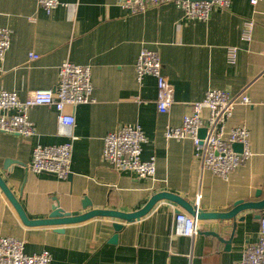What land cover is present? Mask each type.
Returning <instances> with one entry per match:
<instances>
[{"label":"crops","instance_id":"0c3cea01","mask_svg":"<svg viewBox=\"0 0 264 264\" xmlns=\"http://www.w3.org/2000/svg\"><path fill=\"white\" fill-rule=\"evenodd\" d=\"M59 2L47 13L38 0H0V26L10 30L0 90L23 99L33 89H52L64 61L91 70L92 99L66 109L74 116L71 136L60 132L58 113L48 105L29 108L31 136L0 131V175L28 218L46 217L55 204L79 213L93 208L133 212L160 191L206 211H227L236 200L264 198V0L255 5L230 0L228 7H212L206 19L186 17L174 2L138 12L124 8L122 0ZM246 20L253 24L249 39L242 37ZM142 48L160 56L173 97L167 113L156 108L155 77L136 80L134 66ZM244 88L251 103L235 105L226 128L246 125L252 156L227 179L202 170L190 139L164 137L165 128L180 125L191 104L208 90L232 96ZM207 113L202 112L203 121ZM127 124L142 129V159L155 156L154 178L118 172L104 161V137ZM64 142L72 146L67 179L29 169L36 145ZM7 160L9 167L3 169ZM83 197L91 202L86 209ZM179 212L189 214L161 199L139 219L121 221L111 242L118 219L98 216L58 226H27L0 190V235L23 239L27 254L48 250L49 264H235L245 246L257 241L264 220V209L241 211L236 219L195 220L198 231L190 237L176 233Z\"/></svg>","mask_w":264,"mask_h":264},{"label":"built area","instance_id":"2783aa9c","mask_svg":"<svg viewBox=\"0 0 264 264\" xmlns=\"http://www.w3.org/2000/svg\"><path fill=\"white\" fill-rule=\"evenodd\" d=\"M259 0H249L255 5ZM166 2H174L182 8L188 18L206 19L214 6L228 7L230 0H122L121 4L131 12H138ZM39 6L50 13L60 5L59 0H38ZM252 20H246L242 37L249 39ZM10 46V30L0 26V73L5 54ZM35 58L34 54H30ZM234 50H230V59ZM136 80L144 76H154L157 82L156 108L160 113H167L173 103L172 90L162 72V63L157 51L142 48L135 62ZM91 70L89 66L64 61L58 69L57 84L52 89H33L21 99L16 92L0 90V131L29 137L34 133V125L28 117L29 108L36 105L53 106L58 115L60 132L71 136L74 124L73 109L92 99ZM245 88L230 96L219 89L208 90L203 99L191 104L189 113L182 116L178 126H167L164 130L166 139L192 141L195 154L200 157L202 170L227 179L229 174L244 165L252 156L249 130L244 124L226 128V120L237 104H250ZM207 110L206 121L202 112ZM200 128L205 129L203 137ZM146 137L138 125H123L108 133L103 139L102 156L114 170L131 171L138 177L154 178L156 158L142 159V146ZM240 143L241 150L233 148ZM72 146L70 142L57 145H36L32 150L29 169L34 173H51L60 179H67L70 173ZM176 233L193 237L197 234L195 218L190 214H176ZM51 255L48 250L36 254L24 251V240L13 236L0 235V264H49ZM235 264H264V220L260 222L258 239L247 244L242 258Z\"/></svg>","mask_w":264,"mask_h":264},{"label":"water","instance_id":"95a60500","mask_svg":"<svg viewBox=\"0 0 264 264\" xmlns=\"http://www.w3.org/2000/svg\"><path fill=\"white\" fill-rule=\"evenodd\" d=\"M205 134V129L200 128L199 136L203 137ZM233 148L237 151L241 150V144L235 143L233 144ZM10 162L7 160L3 164V169H8ZM70 176V175H69ZM0 190L3 192L5 197L11 203L15 211L17 212L20 220L23 224L27 226H39V225H65V224H72L85 221L87 219L93 217H110L114 219H118L119 221L113 222L112 227L116 233H114L110 241L115 242L117 239V232L122 228L123 224L121 221L124 222H131L134 220L139 219L143 215H145L159 200L167 199L172 202L178 204L182 209L188 212L195 220H212V219H236V215L244 210H263L264 209V198L261 200H249L244 201L243 199L236 200L233 202V206L231 209L227 211H206L201 209L197 204H191L190 202L186 201L184 198L180 197L179 195L160 191L153 194L149 200L142 206L140 209L135 210L133 212H123L120 210L115 209H98L93 208L90 210H86L85 212L79 213L78 211H65L60 206L55 204L52 208L50 213L44 217L39 219H30L26 215L24 209L22 208L19 200L14 196L11 190L6 185V182L0 175ZM261 190L258 189L254 193V197L257 198L260 194ZM82 208L86 209L88 206L91 205V202L88 198L83 197L82 199ZM244 216H240L238 220H243ZM62 231L63 229H58ZM204 233H209L212 235H216L213 232L205 231ZM229 245V243H227Z\"/></svg>","mask_w":264,"mask_h":264}]
</instances>
